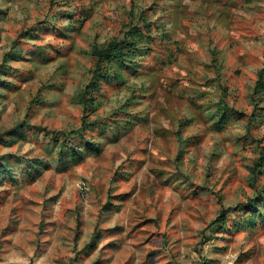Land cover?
<instances>
[{"label": "rangeland", "instance_id": "obj_1", "mask_svg": "<svg viewBox=\"0 0 264 264\" xmlns=\"http://www.w3.org/2000/svg\"><path fill=\"white\" fill-rule=\"evenodd\" d=\"M263 78L264 0H0V264H264Z\"/></svg>", "mask_w": 264, "mask_h": 264}, {"label": "trees", "instance_id": "obj_2", "mask_svg": "<svg viewBox=\"0 0 264 264\" xmlns=\"http://www.w3.org/2000/svg\"><path fill=\"white\" fill-rule=\"evenodd\" d=\"M124 48H127L128 50L130 48H134V43H130V42L128 43L125 40H122L119 42L118 41H109L108 43H106V45L103 48H98V47L94 46L92 53H93V55L97 56V58H99V60L106 61L107 63L111 62L112 60L120 61V63H123L126 60L124 56L126 54H128V53H126V51H124ZM96 72H99L98 76L106 77L109 75V72H106V71L103 72L102 71V67L100 65H97ZM260 74H259L258 80H260V78H262V76H260ZM95 79H97V78L95 77ZM94 81L95 80H92L91 82L94 83ZM87 145L88 144H86V147H87ZM0 168L2 170L6 169V167H4L1 164H0ZM220 215H222V214H220Z\"/></svg>", "mask_w": 264, "mask_h": 264}]
</instances>
